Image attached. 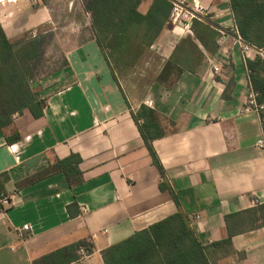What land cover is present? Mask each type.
Returning a JSON list of instances; mask_svg holds the SVG:
<instances>
[{"label":"crops","instance_id":"0c3cea01","mask_svg":"<svg viewBox=\"0 0 264 264\" xmlns=\"http://www.w3.org/2000/svg\"><path fill=\"white\" fill-rule=\"evenodd\" d=\"M62 1L0 0V28L17 46L39 40L41 56L45 34L63 29ZM172 1L150 45L119 53L129 67H113L93 18L88 37L54 39L71 49L35 82L42 115L25 109L0 127V174L10 176L0 264H35L79 242L92 253L68 264H171L172 251L146 231L179 212L201 216L195 247L183 236L182 264H264L263 130L257 114L243 112L254 76L264 80V50L240 36L231 0ZM151 5L142 0L138 10ZM143 106L157 114L147 137L136 119ZM72 155L81 158L77 184L55 168Z\"/></svg>","mask_w":264,"mask_h":264},{"label":"trees","instance_id":"16d2710c","mask_svg":"<svg viewBox=\"0 0 264 264\" xmlns=\"http://www.w3.org/2000/svg\"><path fill=\"white\" fill-rule=\"evenodd\" d=\"M141 2L142 0H90L87 5V10L92 13L98 42L110 39L107 46L101 47L110 51L112 65L118 70L134 65L132 62L119 60L121 58L119 53H124L127 49L126 44L135 42L139 46L140 42H145L150 45L174 9L172 0H152L149 11L142 14L138 10ZM231 3L242 39L264 50V0H231ZM17 43L11 41L0 28V127L9 125L13 116L25 109H30L36 117H40L45 105L43 100H38L29 86L35 68L32 63H36L39 57L40 41L27 42L21 46H17ZM130 49L128 46V50ZM249 66L253 69L251 63ZM169 68L168 65L166 71ZM160 81H165V78L161 77ZM253 82L255 91L259 93V102H264V80L258 84L254 76ZM136 119L144 120L141 131L147 137V130L157 121V114L143 106ZM18 138V136L9 138L8 142L11 143ZM148 147L152 152L149 143ZM152 156L164 177L162 166L153 152ZM80 163V156L72 155L59 161L55 168L63 171L69 180L74 181L73 184H77L82 181ZM9 181L10 176L7 173L0 174V198L6 194V185ZM161 188L166 189V185L162 183ZM149 232L160 246L167 247L169 252L172 251L171 264H182L183 259H186L182 247L183 236L191 235V247H195L189 217L183 212L154 225L150 231H146ZM149 242L151 243L148 246L153 245L152 240ZM82 249L92 253L93 247L85 242H79L45 256L42 261L35 264H68L81 258ZM191 259H194L193 253Z\"/></svg>","mask_w":264,"mask_h":264},{"label":"rangeland","instance_id":"374dc122","mask_svg":"<svg viewBox=\"0 0 264 264\" xmlns=\"http://www.w3.org/2000/svg\"><path fill=\"white\" fill-rule=\"evenodd\" d=\"M88 3L89 0L62 1L61 9L63 22L59 24V27L63 29H61L62 31H54L50 29V31L45 34V38L43 37L41 39L42 41L45 40L46 45L43 46L41 56L39 55L37 62L32 63V65L35 66L33 76L29 80V86L32 91L35 89V82H40L46 79L48 73H50L56 66L55 62L60 60L61 56L71 49V47L55 46L54 39L56 36L72 38L76 33H80L84 38V36L88 37L92 32V13L87 10ZM65 23H69L70 25L73 23L72 27L74 30L66 31ZM115 69L118 70L117 68Z\"/></svg>","mask_w":264,"mask_h":264},{"label":"built area","instance_id":"2783aa9c","mask_svg":"<svg viewBox=\"0 0 264 264\" xmlns=\"http://www.w3.org/2000/svg\"><path fill=\"white\" fill-rule=\"evenodd\" d=\"M32 1L34 3H37L39 0H32ZM209 62L212 65L215 72L220 71L221 68L216 62H214L213 60H210ZM258 98H259V93L257 91H255V89L253 87H251L249 92L247 93V96H246L243 112L244 113L254 112L259 117L261 125H262L263 134L257 140L256 148L264 151V102H259ZM140 123H141V121H140ZM4 199L7 202V199L6 198H4ZM82 211L84 213H86L87 208L83 207ZM200 219H201V216L196 215L193 219L190 220V226L192 227L194 224V221H199ZM28 230H29V226L25 225L23 228L18 229V233L20 236H22L23 233L27 232ZM89 256H90V253H88L87 250H85V249L81 250V259L88 258Z\"/></svg>","mask_w":264,"mask_h":264}]
</instances>
